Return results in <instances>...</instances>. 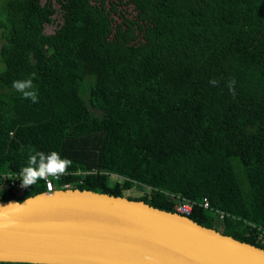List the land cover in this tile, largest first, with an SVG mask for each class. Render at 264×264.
Returning <instances> with one entry per match:
<instances>
[{
	"label": "trees",
	"instance_id": "16d2710c",
	"mask_svg": "<svg viewBox=\"0 0 264 264\" xmlns=\"http://www.w3.org/2000/svg\"><path fill=\"white\" fill-rule=\"evenodd\" d=\"M54 1L0 0V174L55 150L72 161L56 187L146 186L127 197L168 211L172 193L194 201L192 220L264 249V0ZM28 77L36 103L11 86Z\"/></svg>",
	"mask_w": 264,
	"mask_h": 264
},
{
	"label": "water",
	"instance_id": "95a60500",
	"mask_svg": "<svg viewBox=\"0 0 264 264\" xmlns=\"http://www.w3.org/2000/svg\"><path fill=\"white\" fill-rule=\"evenodd\" d=\"M0 206L2 261L264 264L259 246L125 195L58 188Z\"/></svg>",
	"mask_w": 264,
	"mask_h": 264
},
{
	"label": "clouds",
	"instance_id": "9594fccd",
	"mask_svg": "<svg viewBox=\"0 0 264 264\" xmlns=\"http://www.w3.org/2000/svg\"><path fill=\"white\" fill-rule=\"evenodd\" d=\"M210 84H217V80L212 79ZM234 80L227 82V87L234 94ZM12 88L23 98L29 99L32 103L38 100V91L33 85L31 77L12 81ZM72 161L67 157H62L57 151L52 150L47 153L37 151L28 156L27 165L19 170L17 177L20 179V187L25 188L36 184L38 180L54 177L59 179L66 173ZM3 207V206H0ZM148 259V258H146Z\"/></svg>",
	"mask_w": 264,
	"mask_h": 264
},
{
	"label": "built area",
	"instance_id": "2783aa9c",
	"mask_svg": "<svg viewBox=\"0 0 264 264\" xmlns=\"http://www.w3.org/2000/svg\"><path fill=\"white\" fill-rule=\"evenodd\" d=\"M17 173H9L4 172L0 174V189L5 188H11L16 193H20L22 190V187H20V181H18ZM57 179L54 177H47L44 179L45 184V191L51 192L58 188H70L72 187L69 183H62L59 187H56L55 181ZM18 191V192H17ZM167 195L174 201L173 207L174 211L183 214V215H189V213L192 211V207L194 204V201L180 198L178 196L173 195L172 193H167ZM199 205L202 206L204 209H211L209 201L206 197H203L202 200L199 202ZM214 214L216 215L218 220H222L224 217V212L215 209L213 210Z\"/></svg>",
	"mask_w": 264,
	"mask_h": 264
},
{
	"label": "rangeland",
	"instance_id": "374dc122",
	"mask_svg": "<svg viewBox=\"0 0 264 264\" xmlns=\"http://www.w3.org/2000/svg\"><path fill=\"white\" fill-rule=\"evenodd\" d=\"M45 0H42V2H44ZM53 4L56 8H58V4L53 0ZM125 9L127 10V14L128 16H132L133 11L132 8L130 6L125 7ZM116 18V17H115ZM60 21V11L57 9V12L53 15V21L51 23H47L44 26V31L45 32H51L53 31V29L56 27V23ZM0 44H1V40H0ZM3 65L0 62V69H2ZM115 180L114 176L111 175L110 177V182H113ZM150 189L147 188L146 186H138V185H132L129 189L125 190L124 195L125 196H140L142 194H149ZM19 193H17L18 195ZM214 227L219 228V221L218 219L215 218L214 220Z\"/></svg>",
	"mask_w": 264,
	"mask_h": 264
}]
</instances>
